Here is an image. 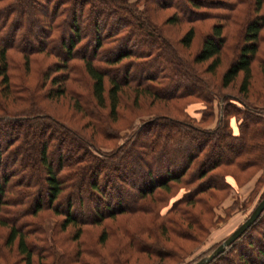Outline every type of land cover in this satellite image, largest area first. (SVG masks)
<instances>
[{
	"label": "trees",
	"instance_id": "trees-1",
	"mask_svg": "<svg viewBox=\"0 0 264 264\" xmlns=\"http://www.w3.org/2000/svg\"><path fill=\"white\" fill-rule=\"evenodd\" d=\"M26 5L29 9L24 12ZM149 5L150 0H0V225L8 227L5 245L16 242L24 264H32L34 258L37 264H86L82 256L90 253L87 248H64L58 254V248H32L29 236L40 230V224L30 217L43 210L62 215L60 229L74 227L77 239L83 225L123 213L186 215V203H199L203 193L224 188V175L216 169L261 168L264 179V102L257 106L221 90L240 74L238 89L247 94L251 63L264 40V0H156L154 7L173 11L165 22L188 23L179 40L184 47L194 36L196 22L214 20L191 59L168 41L151 18ZM32 15L38 28L30 41L25 34L31 32ZM233 27L241 29L234 58L216 88L203 73L214 74ZM10 52L20 54L24 71L35 54L53 56L55 60L41 72L38 95L51 98L67 92L87 115L91 113L84 100L96 114L102 117L99 108H107V115L115 119L124 89L130 90L135 102L140 94L163 100L194 98L200 103L194 112L201 115L188 107L182 108V116L153 114L133 126L120 143L101 152L92 139L33 103V92L28 107H6L10 96L25 101L10 86ZM259 66L264 73L263 60ZM48 81L56 85L54 90H44ZM76 82L87 84L88 98L69 88ZM214 114V124H204ZM69 138L75 141L71 148L65 142ZM222 150L228 154L218 155ZM175 154H180L179 159ZM37 172L40 180L32 178ZM187 185L190 188L165 211L151 206L159 192L167 194ZM83 205L89 214H82ZM261 216L264 209L235 241H242ZM120 229L129 239L135 234L122 225ZM105 235L104 229L101 243ZM259 238L264 243V232ZM245 249L225 248L207 264H264V248ZM46 256L53 262H44Z\"/></svg>",
	"mask_w": 264,
	"mask_h": 264
},
{
	"label": "rangeland",
	"instance_id": "rangeland-1",
	"mask_svg": "<svg viewBox=\"0 0 264 264\" xmlns=\"http://www.w3.org/2000/svg\"><path fill=\"white\" fill-rule=\"evenodd\" d=\"M156 0H150L149 13L151 18L161 27L162 32L168 41L173 43L179 53L191 59L196 54L201 36L206 34L210 28L213 19H207L194 24V36L187 47H184L179 42L180 37L189 27L186 22L168 23L166 18L172 14L171 8H156L154 7ZM141 5V3H140ZM29 5L23 7V11H27ZM186 12V8L183 7ZM245 17V15H244ZM243 17V18H244ZM31 32L25 34L26 40L32 41L37 28L38 22L34 15L31 17ZM86 32L90 33V27L85 28ZM241 30V29H240ZM239 28L233 27L229 33L234 32L232 36L226 40L223 52L220 55L219 65L216 67L214 74L203 73L204 76L213 82L217 88L219 86V78L224 69L233 60L234 43L237 44ZM264 35V31H262ZM264 37V36H263ZM233 47V48H232ZM9 56L13 58L8 70L11 89L15 90L17 96H23L24 100H12L11 96L7 98L6 107L8 109L26 108L32 101L31 92L35 94L33 103L36 102L43 107L49 114H52L64 121L69 128L75 129L79 134L92 139L99 146L101 152L109 151L115 145L122 141V138L133 128L138 125L142 119L153 114H169L172 116H182V108H187L193 113L198 106V100L191 97L176 100H163L154 98L149 95L138 96L135 102L132 98L130 90H123L120 103L118 105L119 112L115 119H111L107 115V108H99L102 117L96 114L91 107L90 102L86 103V108L91 114H85L83 109L77 108L75 100L67 92L57 97L44 98L38 95L41 83V72L46 69L52 61L53 56H44L43 54H35L29 60V68L24 71L22 66L21 56L18 53L10 52ZM259 60L264 61V40H260V48L251 63V81L246 95L240 93L239 80L240 74L221 90L227 94L241 95L246 100L258 104L260 106L264 102V73L259 66ZM159 62V61H158ZM160 62H162L160 60ZM156 65L159 63H155ZM206 64V63H204ZM203 65H200L202 68ZM198 67V65H195ZM152 69V67L150 68ZM120 73H118L119 75ZM180 80V78H177ZM177 80L174 78L172 84ZM86 82V81H85ZM87 83V82H86ZM171 84V85H172ZM13 86V87H12ZM46 90L56 85L51 86L50 82H46ZM69 88L75 89L77 92L85 93L88 96L89 89L87 84L83 82L70 83ZM169 88V87H168ZM170 89V88H169ZM21 92H20V91ZM19 91V92H18ZM30 91V93H28ZM38 92V93H37ZM41 93V92H40ZM2 96V95H1ZM0 96V99L2 100ZM88 98V97H87ZM86 98V99H87ZM6 99V98H5ZM1 105V104H0ZM215 107V106H214ZM216 111V109H215ZM200 116L201 114H197ZM201 117H199L200 119ZM207 119V117H205ZM216 114L205 121L210 126L216 121ZM204 122V121H203ZM93 124L96 125L92 126ZM66 144L69 148L73 147L75 141L66 139ZM237 147L235 145L233 148ZM30 150V159L34 161V152ZM64 153V152H63ZM228 154L226 151H220L218 155L224 156ZM180 154H175L174 157L179 159ZM130 156H128L129 159ZM51 160H55V155L51 156ZM124 161V159H123ZM128 168V167H127ZM224 175V188L221 190H213L210 194L203 193L204 200L197 203H186L184 209L188 212L186 215H179L172 211L167 214V217H160L154 212L135 213L133 215L119 214L113 219L106 218L101 223L83 225L77 239L74 238V227L67 226L60 229L59 223L62 215H56L49 210H43L32 220L37 219L40 224V230L34 234H30L29 241L32 248H58L57 254L64 248H87L90 252L87 256L83 255V260L86 264H191L200 257L207 255L223 238H225L244 218L249 214L251 209L259 199L264 189V179H262L261 168H253L252 170L242 171L233 167H225L216 169ZM41 173H33V179H41ZM80 178H83V176ZM80 180V179H79ZM86 182H83L81 187H84ZM77 185L79 181H76ZM80 186V184H79ZM191 185L179 186L178 189L171 190L167 194L159 192V199L152 204L164 211L172 203L173 200L180 197L187 188ZM167 195V196H165ZM44 200V197H42ZM87 206L83 205L81 212L83 215L89 214L85 211ZM80 212V213H81ZM79 215V213H78ZM27 218V217H24ZM23 219V218H22ZM188 223H191L190 225ZM188 224V225H187ZM124 226L135 230L132 239L120 229ZM139 230L136 231V228ZM135 228V229H134ZM105 229V241L100 242V234ZM8 227L0 225V264H24V261L16 252V242L11 247L5 245L6 234ZM264 232V216H261L258 221L253 224V227L245 234V239L229 244L226 248H264L263 241H260V234ZM250 244H247V242ZM260 244L257 246L255 242ZM246 244V246H245ZM231 245V246H230ZM251 245V246H249ZM237 251L232 252L236 254ZM162 253H167L165 255ZM161 258V259H160ZM237 258V257H235ZM44 262H53L52 257L46 256ZM83 261V263L85 262ZM211 261V260H210ZM209 261V262H210ZM46 262V263H47ZM32 264H37L33 260ZM75 264V263H73Z\"/></svg>",
	"mask_w": 264,
	"mask_h": 264
},
{
	"label": "water",
	"instance_id": "water-1",
	"mask_svg": "<svg viewBox=\"0 0 264 264\" xmlns=\"http://www.w3.org/2000/svg\"><path fill=\"white\" fill-rule=\"evenodd\" d=\"M264 209V191L249 214L240 222L225 238H223L207 255H204L191 264H207L210 260L220 254L229 244L238 238L259 216Z\"/></svg>",
	"mask_w": 264,
	"mask_h": 264
}]
</instances>
